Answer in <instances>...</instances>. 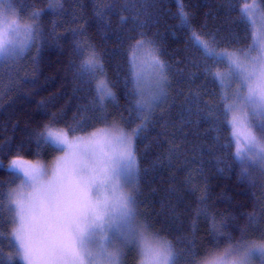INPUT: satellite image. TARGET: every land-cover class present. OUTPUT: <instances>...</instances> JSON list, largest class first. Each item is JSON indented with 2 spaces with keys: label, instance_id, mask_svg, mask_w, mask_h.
<instances>
[{
  "label": "snow or ice",
  "instance_id": "snow-or-ice-1",
  "mask_svg": "<svg viewBox=\"0 0 264 264\" xmlns=\"http://www.w3.org/2000/svg\"><path fill=\"white\" fill-rule=\"evenodd\" d=\"M176 9L187 40L166 56L164 0H0L7 84L54 47L78 99H41L19 140L0 136V264H264V0H226L211 28ZM233 175L248 192H215Z\"/></svg>",
  "mask_w": 264,
  "mask_h": 264
},
{
  "label": "trees",
  "instance_id": "trees-1",
  "mask_svg": "<svg viewBox=\"0 0 264 264\" xmlns=\"http://www.w3.org/2000/svg\"><path fill=\"white\" fill-rule=\"evenodd\" d=\"M22 3H32V0H21ZM81 3L89 5L91 0H80ZM166 6L171 10L170 14L165 15L164 21L161 22L158 29L153 28L152 33L159 32L158 39L163 42L165 49V55L176 52L178 49H183L187 37L185 33L178 29L169 27L170 25H176L178 21L174 19L176 13L175 0H164ZM189 5L194 6L196 18L198 21H202L205 13H210L209 27H214V21L211 19V15H215L216 11L221 5L226 3V0H186ZM90 14V8H89ZM54 19L51 15L46 16L45 24L50 26L49 22ZM73 26L69 22L64 25L59 31L63 34ZM175 33V34H173ZM178 55L180 53H177ZM32 55H35L33 50ZM62 55L61 49L47 48L42 53V59L38 66V71H33V65L31 58L29 57L22 62L21 71L14 72L12 74L13 83L9 86L7 84L8 77L5 76V70L0 68V136L15 137L20 139V131L24 129L26 123L35 124L40 118V110L37 109V104L41 99H45L52 94H58V103L60 105L67 104L71 110L75 109L78 102L77 98H73L72 85L65 79L63 72L61 71L60 61L65 59ZM121 67L117 71L116 62L109 61L107 64V71L109 78L118 81L122 80L126 75V67L124 66V60L119 61ZM119 87V85H118ZM120 104H124L123 98L120 100ZM71 118V111L68 113ZM13 125H17L16 130H13ZM228 135V133H225ZM50 158V157H49ZM6 176L3 169H0V179H4ZM168 173L164 171L158 174L152 183L151 187L156 188V193L153 194L152 199L154 202H158L164 195L167 184ZM227 186L230 192H248L247 185H240L235 175L230 179L225 177H217L213 180V186L215 192H219L221 187ZM252 191H258L253 189ZM150 188L145 187V193H149ZM241 203L245 204L244 211L251 209V196L250 193L247 197H237ZM203 236V232L201 233ZM208 238H204V243H207Z\"/></svg>",
  "mask_w": 264,
  "mask_h": 264
},
{
  "label": "rangeland",
  "instance_id": "rangeland-1",
  "mask_svg": "<svg viewBox=\"0 0 264 264\" xmlns=\"http://www.w3.org/2000/svg\"><path fill=\"white\" fill-rule=\"evenodd\" d=\"M175 2L177 3V0H175Z\"/></svg>",
  "mask_w": 264,
  "mask_h": 264
}]
</instances>
